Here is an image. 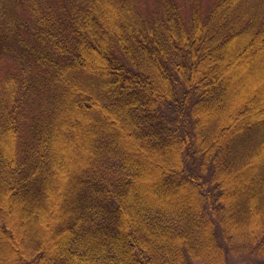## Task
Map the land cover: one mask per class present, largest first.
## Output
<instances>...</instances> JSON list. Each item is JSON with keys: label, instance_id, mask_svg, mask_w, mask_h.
I'll return each instance as SVG.
<instances>
[{"label": "trees", "instance_id": "obj_1", "mask_svg": "<svg viewBox=\"0 0 264 264\" xmlns=\"http://www.w3.org/2000/svg\"><path fill=\"white\" fill-rule=\"evenodd\" d=\"M264 264V0H0V264Z\"/></svg>", "mask_w": 264, "mask_h": 264}, {"label": "rangeland", "instance_id": "obj_2", "mask_svg": "<svg viewBox=\"0 0 264 264\" xmlns=\"http://www.w3.org/2000/svg\"><path fill=\"white\" fill-rule=\"evenodd\" d=\"M263 259L252 256L248 253L232 254L229 255L227 264H256L262 262ZM200 264V263H198Z\"/></svg>", "mask_w": 264, "mask_h": 264}]
</instances>
